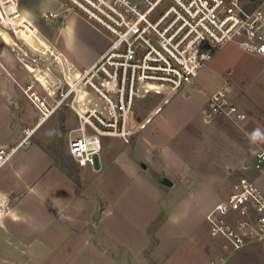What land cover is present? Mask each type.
<instances>
[{"label":"rangeland","instance_id":"rangeland-1","mask_svg":"<svg viewBox=\"0 0 264 264\" xmlns=\"http://www.w3.org/2000/svg\"><path fill=\"white\" fill-rule=\"evenodd\" d=\"M47 3L43 12L54 8L63 18L78 12L63 0ZM43 15L37 14L35 26L55 48L64 50ZM94 26L95 31L84 24L76 27L85 53L113 43L108 33ZM210 60L195 79L196 88L187 86L183 89L187 93L180 91L168 101L161 95L138 100L132 126H143L155 115L134 132L129 143L102 136L99 169L81 167L71 159L69 142L81 133L72 107L75 95L67 98L33 136L35 141L43 139L46 152L33 139L31 148L22 146L15 154V159L21 155L37 159V166L47 171L26 188L20 187L21 219H0L2 234L23 236L20 243L0 241V264L7 263L3 258L9 252L14 260L31 262L34 257L39 264H130V260L133 264H198L206 256V244L217 240L210 234L207 215L246 175L240 169L253 165L257 153L264 151V141L249 140L254 130L264 135V58L230 43ZM23 77L21 91L31 78L25 71ZM7 80L11 89L15 79ZM220 88L247 114L241 127L222 116L208 117L211 97ZM65 90L67 86L61 87L57 97ZM11 98L3 96L0 104ZM19 98L27 124L33 126L41 113L24 94ZM14 138L0 121V142L10 148ZM63 164L71 165V171L61 169ZM21 173L33 179L25 167ZM258 174L250 170L246 176L254 179ZM163 179L173 185H164ZM8 180L15 183L16 179ZM259 182L264 191V174Z\"/></svg>","mask_w":264,"mask_h":264},{"label":"built area","instance_id":"built-area-1","mask_svg":"<svg viewBox=\"0 0 264 264\" xmlns=\"http://www.w3.org/2000/svg\"><path fill=\"white\" fill-rule=\"evenodd\" d=\"M21 0H0V37L39 55H56L35 23L20 7ZM113 38L112 45L77 77L64 74L65 93L49 109L28 85L26 94L49 116L72 94L79 119V136L69 142V153L81 166L99 169L102 136L130 142L145 125L132 126L138 100L161 95L165 100L193 84L215 52L230 43L264 58V0H63ZM47 22L57 13L43 15ZM45 41L46 44H44ZM51 56V57H52ZM84 99L81 108L77 97ZM81 104V105H82ZM210 114L241 127L247 114L232 96L220 89L210 100ZM89 130L93 131L92 133ZM19 146L0 147V170L18 148L29 142L34 130L24 129ZM256 172L264 171V151L256 155ZM210 234L229 242L231 250L264 239V192L254 179L243 176L234 190L207 215Z\"/></svg>","mask_w":264,"mask_h":264},{"label":"crops","instance_id":"crops-1","mask_svg":"<svg viewBox=\"0 0 264 264\" xmlns=\"http://www.w3.org/2000/svg\"><path fill=\"white\" fill-rule=\"evenodd\" d=\"M21 2L22 1H20V6H21ZM47 4H48L47 0H23L22 12L25 15V17L27 16L30 17L27 18L31 22L36 24L37 21L39 20V18H37V14L43 15L44 13H46L43 11L44 8H47L46 7ZM55 11L56 9L54 8H51L49 10V12H53V13H56ZM77 13H79L81 16L78 15ZM48 24L50 26L53 25L51 31L54 33L56 32L58 34V37L61 38L60 42L63 44L64 47V50L63 48H59V47L55 48V46L50 41H48L46 38L43 37L52 46V50L56 55L55 60L53 59L54 56H52V54H51L52 57L43 54L39 55L29 51L27 48L21 49L20 47L15 46L13 40L9 36L5 37L6 41L2 40L0 37V96H1L0 102L3 101V96L4 97L10 95L12 96L10 101L8 103H5L4 106L0 104L4 112V116L1 118L0 121L2 125L4 124L7 125L10 131H13L15 135V138L13 139V144L9 146L10 148L20 145L24 137V133H23L24 129L34 130L33 136H35L36 132L39 130L38 129L39 126L49 121L54 114H57L58 108L62 106L60 104L54 109V111L49 116L44 117L42 112L37 108V106L29 99L28 95L26 94V89L28 85L33 83L34 88L38 92L39 96L41 98H46L48 108L52 109L56 105L54 99L59 100L57 94L60 91L61 87H63L62 77H64V74L66 75L69 74L70 76L77 77L81 72L89 69L108 49V47L104 46L101 48V50H99L96 53H92L91 51H87L85 53V51L82 50L80 45L82 37L79 36L78 34L79 30H77L76 27H79V24L80 27L82 24H84L86 27L90 28L91 30L95 31L96 28L93 25V23H91L88 19H86L79 11L72 12V14L67 15L64 18L59 16V18H57L54 21H51ZM42 42L46 44L45 41L42 40ZM24 71L27 72V74H29L31 78L30 80L27 81L25 89L21 91L19 86L20 81L26 80V78L23 77ZM10 76H13V78L15 79L12 80L14 84L11 86V89L8 86L9 81L7 80V78H9ZM225 84L226 83H224V85ZM197 85L198 83L195 81L193 84L189 85L188 87L196 88ZM188 87L186 88L188 89ZM181 92L187 93V91H183V90ZM21 94H24L41 113V116L34 118L33 126H29L27 124L26 113L22 111L21 101L19 98L21 97ZM50 94L53 95L54 99L50 96ZM77 100L80 103L82 102V98L79 96L77 97ZM50 102L52 103V105ZM81 104H80L81 108L85 109L84 107L85 105L83 104L81 105ZM160 108L161 106H159V108L156 109V112H158ZM203 112L205 113L206 111L203 110ZM154 115H151L148 121ZM147 122H145L144 125ZM32 137L29 140V142L21 145L18 148L17 152L21 149L22 146H24L25 148H31L32 143L30 141L34 139V137L33 138ZM35 142L39 143V146L44 150V146H46V144L44 143L43 139L37 140ZM0 147L8 148V146H5V142L4 143L0 142ZM28 158L29 157L27 155H21L17 159H15V155H14L11 161L0 170V219L3 217L6 218L11 217L13 221L14 220L18 221L21 219L20 216L21 214H23V212L21 213L18 210V206L24 201V194H23V190L20 187L23 186L24 188H26L27 186L30 185L29 184L30 182L37 181V179H40L42 176H44V174L47 171L42 169L40 165L37 166V159L35 160L32 157H30L29 160H27ZM255 162L256 159H254V163L251 166L245 164L244 167L240 169V173L248 175L250 170L255 171L254 170ZM24 167L28 172L34 175L32 177L34 180L33 179L30 180V178L23 176L21 171ZM48 167H50V163L48 164ZM263 172L262 173L258 172L259 174L255 176L254 181L256 183H258L259 178L263 176L264 174ZM63 173H65V171ZM8 177L15 178L16 179L15 183L13 182L10 183ZM257 185L261 188V190L263 189L260 182ZM3 197H6V199H3ZM2 227L4 226L2 223H0L1 242L10 244V242L20 243L22 241L21 239L23 237L22 235H17L18 238H16L14 234H10V233L2 234L1 233ZM216 239L217 240H215L214 242L206 244V246H208L207 249L206 246L204 248L206 256L203 257V259L199 260L197 262L198 264H264V239L249 243L245 247L236 251L231 250L229 242L226 239L223 238H216ZM11 254L12 253L9 252V254L5 255V257L3 258V260L7 262L5 264H39L36 262L34 257L31 262L28 261L21 262L19 260L12 259L14 255ZM38 255H42V254L40 253ZM128 258L130 259V256ZM130 264H133L132 260H130ZM172 264H180V263L173 262Z\"/></svg>","mask_w":264,"mask_h":264},{"label":"clouds","instance_id":"clouds-1","mask_svg":"<svg viewBox=\"0 0 264 264\" xmlns=\"http://www.w3.org/2000/svg\"><path fill=\"white\" fill-rule=\"evenodd\" d=\"M249 140L253 144L259 141H264V135H262L261 131L257 129L249 135ZM3 199H6V197H3Z\"/></svg>","mask_w":264,"mask_h":264},{"label":"water","instance_id":"water-1","mask_svg":"<svg viewBox=\"0 0 264 264\" xmlns=\"http://www.w3.org/2000/svg\"><path fill=\"white\" fill-rule=\"evenodd\" d=\"M144 167H145V165H144ZM162 183L164 184V185H166V186H172V182H170L168 179H163V181H162ZM97 218H99L100 217V215L99 214H97V216H96Z\"/></svg>","mask_w":264,"mask_h":264},{"label":"trees","instance_id":"trees-1","mask_svg":"<svg viewBox=\"0 0 264 264\" xmlns=\"http://www.w3.org/2000/svg\"><path fill=\"white\" fill-rule=\"evenodd\" d=\"M60 145V144H59ZM44 148H47L46 146H44ZM60 148V147H59ZM71 159H72V156H71ZM73 160V159H72ZM66 163V162H65ZM70 168V170H69ZM61 169L65 170L66 172H69L71 171V165L69 166H66L65 164L62 165Z\"/></svg>","mask_w":264,"mask_h":264}]
</instances>
